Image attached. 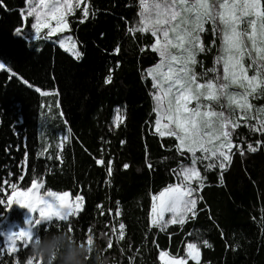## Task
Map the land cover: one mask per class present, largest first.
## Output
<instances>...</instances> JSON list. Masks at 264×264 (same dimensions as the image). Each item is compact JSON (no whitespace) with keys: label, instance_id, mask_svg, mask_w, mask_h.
I'll list each match as a JSON object with an SVG mask.
<instances>
[{"label":"trees","instance_id":"16d2710c","mask_svg":"<svg viewBox=\"0 0 264 264\" xmlns=\"http://www.w3.org/2000/svg\"><path fill=\"white\" fill-rule=\"evenodd\" d=\"M85 2H90L89 17L80 23L78 9L69 17L71 31L65 33L83 53L80 59L60 47L59 36L30 40L29 28L26 37L15 34L25 0H4L5 6H0V61L17 73L13 77L0 71V177L15 182L23 169L19 187L29 186L35 175L43 178L46 189L68 191L73 198L83 195V211L71 220L74 238L84 241L87 229L93 226L94 242L103 249L107 240L100 233L109 231L105 224L113 223L119 201L121 215L114 222L117 228L121 221L125 224V239H114L113 247L105 251L112 264H129L130 257L134 264H162L160 251L183 256L186 241L197 236L211 245L201 248V264H264V147L256 153L245 151L243 156L237 152L224 172L223 183L219 169L206 171L199 166L207 180L195 219L189 218L182 226L171 224L165 231L149 230L152 195L176 183L173 170L181 163L187 165L189 158L176 151L174 138L154 134L152 81L145 78V72L158 63L159 56L150 50L154 43L150 33L132 36L127 32L138 19L137 0ZM31 23L29 18L27 24ZM207 27L209 31L203 35L206 48L213 39L211 26ZM219 45L217 38L216 47L197 57L204 69L214 66ZM117 46L118 55L113 54ZM109 69L113 79L106 84ZM196 71L203 69L197 65ZM36 88L54 94L50 111L51 96ZM117 108L123 110L124 120L113 129ZM59 132L68 136L61 150ZM241 138L245 143L264 140L243 126L233 140L240 143ZM46 141L50 148L45 153ZM99 159L105 166L96 163ZM109 160L110 178L106 171ZM124 164L129 167L124 169ZM99 204L104 215H100ZM7 213L0 206V217ZM8 216L23 224L20 211ZM67 227L61 222V231ZM19 255L23 260L25 253ZM0 264H12L11 257L5 254ZM189 264L194 262L189 260Z\"/></svg>","mask_w":264,"mask_h":264},{"label":"snow or ice","instance_id":"6c2138e0","mask_svg":"<svg viewBox=\"0 0 264 264\" xmlns=\"http://www.w3.org/2000/svg\"><path fill=\"white\" fill-rule=\"evenodd\" d=\"M0 6H5L4 0H0ZM137 6L138 19L127 28V32L132 36L150 33L154 38L150 50L159 56L158 63L145 72V78L152 81L150 95L156 117L152 122L154 134L174 138L176 151L189 158L187 165L181 163L173 170L176 183L151 197L149 230L165 231L169 224L182 226L189 218L195 219L197 204L203 200L200 193L207 180L199 166L206 171L219 169V180L223 183L224 172L231 166L237 152L243 156L245 151L256 153L264 147V140L258 139L255 143H245L243 138L240 143L233 140L236 130L242 126L264 136V106L257 107L252 102L264 97V0H137ZM78 9L82 17L79 22L84 23L90 15V2L85 0H25L24 8L19 10L21 26L14 32L26 37L25 29L29 28L37 40L70 32L69 17ZM91 14H96L94 9ZM29 18H32L30 25L27 24ZM209 25L213 39L206 48L203 35L209 31ZM217 38L220 45L214 66L204 69L197 57L216 47ZM72 40L71 36L62 38L60 47L64 48L65 42ZM65 50L71 51L77 59L83 57L75 42ZM119 52L117 46L113 54ZM197 65L203 71L198 73ZM0 70L17 76L10 67L6 68L5 62H0ZM112 71L109 69L106 84L112 82ZM23 83L32 87L27 80ZM35 91L49 95L40 88ZM116 119L120 121L121 118L117 115ZM27 163L26 153L25 169ZM96 163L105 166L103 159ZM128 167V164L123 165L124 169ZM147 167L151 169V163H147ZM106 171L110 178L111 160ZM23 179V169L15 182L0 177V206L10 210L13 205H19L32 213L27 229L4 233L0 259L7 254L12 264H34L29 258L34 238L57 232L74 238L71 220L83 211L85 201L81 194L73 198L68 191L46 189L43 178L35 175L29 186L19 187ZM97 208L101 210L100 215H104L103 205L99 204ZM108 215L112 216L111 208ZM120 215V202L116 201L115 218ZM115 218L111 225L105 224L109 231L100 233L107 240L105 251L113 247L114 239L117 242L125 239L126 226L121 221L117 228ZM61 222L68 225L67 229L60 230ZM94 235L93 226H90L82 243L91 245ZM202 247L211 245L197 236L196 240L186 241L183 256L160 251L159 260L162 264H189V260L201 264ZM21 252L25 253L23 260L19 255ZM129 264H134L131 257Z\"/></svg>","mask_w":264,"mask_h":264},{"label":"clouds","instance_id":"9594fccd","mask_svg":"<svg viewBox=\"0 0 264 264\" xmlns=\"http://www.w3.org/2000/svg\"><path fill=\"white\" fill-rule=\"evenodd\" d=\"M30 247L29 258L34 264H112V258L97 243H82L62 232L34 238Z\"/></svg>","mask_w":264,"mask_h":264},{"label":"rangeland","instance_id":"374dc122","mask_svg":"<svg viewBox=\"0 0 264 264\" xmlns=\"http://www.w3.org/2000/svg\"><path fill=\"white\" fill-rule=\"evenodd\" d=\"M54 23L55 22H53V25H54ZM25 31H26L27 34L29 33V30H25ZM46 31L47 30H45V32ZM66 32H64L63 34H55V35H53L51 37L46 38V40H52L53 38H56L57 36H59L60 37V40H61L62 38L68 36V35L65 34ZM30 34H31L30 37H32V38H30V40H37V39L34 38L32 31L30 32ZM41 35L43 36L44 33H42ZM73 42H74L73 40L72 41H66L65 42V47L63 49L70 48L72 46ZM59 45H60V42H59ZM67 52L70 55H72L71 51H67ZM0 62H2V61H0ZM6 68H8L7 65H6ZM0 71H2V70H0ZM250 75H251V73H250ZM18 78L23 81V79H21L20 77H18ZM49 96H51V97L49 99V105H48L49 109H48V111H50L51 108H52V102H53L54 94L51 95L49 93ZM252 102L257 107H262V106H264V97H261L259 99H255ZM118 110H119V112H118ZM123 114L124 113H123V110L122 109L117 108L115 110V114H114V117L112 119V128L113 129H115L117 127L116 126L117 123L120 124L124 120ZM117 115L120 116V118H121L120 121H117V119H116L117 118ZM57 137H58V139H57V146H58V149L61 150L62 147H63V144L68 139V136L64 132H59L58 135H57ZM49 148H50V143H49V141H46L45 149H47V150L45 151V149H44V152L46 153ZM42 192H43V190H42ZM14 210H18V211H20L22 213L23 224H20V223H18L16 221H11L9 219V216L8 215H10ZM7 212L8 213L6 215H3V216L0 217V242H1V244L4 242V233H10V232H13V231H19L21 229H27V227H28V220L32 216V213L30 212V210H28L26 208H22L19 205H13L10 210H7ZM167 218H168V214H166V216H165V219H167ZM169 225H171V224H169Z\"/></svg>","mask_w":264,"mask_h":264}]
</instances>
